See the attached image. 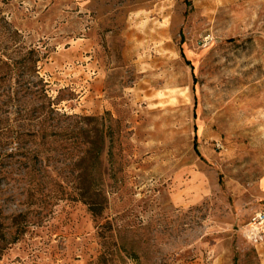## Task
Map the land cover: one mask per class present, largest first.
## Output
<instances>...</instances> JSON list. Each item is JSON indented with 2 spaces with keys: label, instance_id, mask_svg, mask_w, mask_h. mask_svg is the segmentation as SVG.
<instances>
[{
  "label": "rangeland",
  "instance_id": "1",
  "mask_svg": "<svg viewBox=\"0 0 264 264\" xmlns=\"http://www.w3.org/2000/svg\"><path fill=\"white\" fill-rule=\"evenodd\" d=\"M263 211L264 0H0V264H264Z\"/></svg>",
  "mask_w": 264,
  "mask_h": 264
},
{
  "label": "trees",
  "instance_id": "2",
  "mask_svg": "<svg viewBox=\"0 0 264 264\" xmlns=\"http://www.w3.org/2000/svg\"><path fill=\"white\" fill-rule=\"evenodd\" d=\"M80 196L84 198L85 202L87 203L88 205V210L89 212L91 213V215L93 216H99L101 215V211H102V207L100 204H98L92 197L91 195L88 194V191L87 190H83L81 191L80 193ZM22 215L19 214L17 216H12L10 221H11V226L15 227V222L17 221L18 218H21ZM3 226L1 223H0V227ZM0 238L1 239H5V233L4 231H0Z\"/></svg>",
  "mask_w": 264,
  "mask_h": 264
},
{
  "label": "built area",
  "instance_id": "3",
  "mask_svg": "<svg viewBox=\"0 0 264 264\" xmlns=\"http://www.w3.org/2000/svg\"><path fill=\"white\" fill-rule=\"evenodd\" d=\"M249 235L257 242L264 239V211L256 214L249 223Z\"/></svg>",
  "mask_w": 264,
  "mask_h": 264
},
{
  "label": "crops",
  "instance_id": "4",
  "mask_svg": "<svg viewBox=\"0 0 264 264\" xmlns=\"http://www.w3.org/2000/svg\"><path fill=\"white\" fill-rule=\"evenodd\" d=\"M262 261L264 262V256H263V258H262Z\"/></svg>",
  "mask_w": 264,
  "mask_h": 264
}]
</instances>
